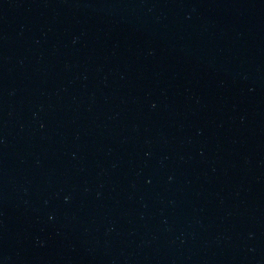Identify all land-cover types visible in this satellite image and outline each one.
I'll use <instances>...</instances> for the list:
<instances>
[{"label":"water","instance_id":"obj_1","mask_svg":"<svg viewBox=\"0 0 264 264\" xmlns=\"http://www.w3.org/2000/svg\"><path fill=\"white\" fill-rule=\"evenodd\" d=\"M0 264H264V0H0Z\"/></svg>","mask_w":264,"mask_h":264}]
</instances>
